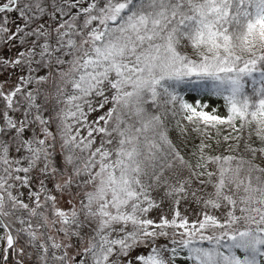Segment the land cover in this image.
Returning <instances> with one entry per match:
<instances>
[{"label":"snow or ice","instance_id":"6c2138e0","mask_svg":"<svg viewBox=\"0 0 264 264\" xmlns=\"http://www.w3.org/2000/svg\"><path fill=\"white\" fill-rule=\"evenodd\" d=\"M0 264H264V0H0Z\"/></svg>","mask_w":264,"mask_h":264}]
</instances>
